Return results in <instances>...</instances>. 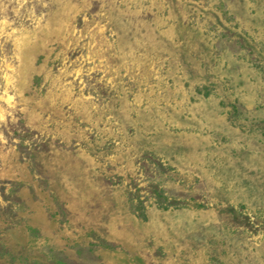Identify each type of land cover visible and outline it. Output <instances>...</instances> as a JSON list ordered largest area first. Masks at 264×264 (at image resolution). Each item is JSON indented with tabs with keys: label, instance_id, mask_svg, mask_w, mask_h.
Here are the masks:
<instances>
[{
	"label": "rangeland",
	"instance_id": "obj_1",
	"mask_svg": "<svg viewBox=\"0 0 264 264\" xmlns=\"http://www.w3.org/2000/svg\"><path fill=\"white\" fill-rule=\"evenodd\" d=\"M0 264H264V0H0Z\"/></svg>",
	"mask_w": 264,
	"mask_h": 264
}]
</instances>
